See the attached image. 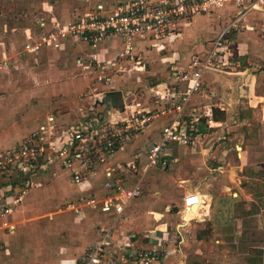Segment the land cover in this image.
I'll return each mask as SVG.
<instances>
[{
    "label": "crops",
    "instance_id": "0c3cea01",
    "mask_svg": "<svg viewBox=\"0 0 264 264\" xmlns=\"http://www.w3.org/2000/svg\"><path fill=\"white\" fill-rule=\"evenodd\" d=\"M127 1L131 0H119L118 3ZM76 2L71 14L64 21H60L55 15H46L49 14V11L52 13L53 6L48 4L47 9L43 4L42 17L39 18L43 19L44 26L35 24V30L24 29L26 41L39 40L45 34L44 32H50L66 24L71 15L86 7L78 0ZM91 4L93 6L101 4L106 10H111L117 3L114 5V3L92 1ZM234 15L235 8L226 5L212 15L195 16L189 22L182 23L180 31L175 35L155 43L154 47L148 41L137 39L133 51L134 61L131 63L118 61L117 54L122 45L115 38L108 39L95 49L76 39L69 38L62 41L57 49L43 48L37 53L23 51L27 56L32 57L35 63L45 53L44 51H53L57 53L58 58L63 60H66L65 57L74 56L75 63L72 65L73 70L71 71H80L83 76L73 83H60L59 86L64 97L56 101H84L89 102L90 107L85 108L82 105L74 115L49 112L38 119H36V112L40 110L34 108L30 118L23 122L21 129L18 128L14 133L0 137V152L25 141L30 135L37 132L40 126L47 125L51 117L57 126L64 129H73L77 125H83L94 132L122 118L124 110L131 103H139L143 108H155L156 105L150 96L151 92L177 84L182 87L183 84L175 80L174 75L188 68L189 62L193 58H204L219 33L226 29L225 48L229 43L234 50L230 55L236 59L244 58L248 65H244V59H238L235 64L232 63L234 66L227 72L207 70L203 74V88L195 93L188 106L200 117L193 145L174 149L168 168L162 170L165 172L171 169L166 185L164 182L167 180H146V175L152 169L141 174L143 171V167H141L138 175H128L126 186H138L140 196L125 208L122 216L116 218L113 214L102 213L99 203L107 193L100 187L97 179L93 178L81 185H74L64 169L55 170L48 167L47 164H38V169L27 168L29 171L16 181L14 178H0V210L10 206L16 198L20 199L18 205L21 203L7 217V222L14 228L13 232L3 229L0 225L3 233L8 232L12 235L17 230L18 207L24 206V203L22 204L24 198L30 200V198L36 199L39 195L44 196L39 191L31 189L40 188L42 181L53 178L51 188L46 190L47 194L53 193L54 198H58V201H62L64 205L74 204L75 198L78 196L94 198L98 205L83 206L80 210H68L69 212L61 209L52 220L45 219V216L41 220H37L40 217L37 219L35 217L36 221L31 224L34 229L31 231L33 236L29 238L34 243L29 245V248L34 251L30 258L42 256L46 264H75L90 245L97 240V229L100 226L112 224L114 225L115 248L128 244L171 253L165 257L163 264H264V9L251 13L244 20H240L228 29L229 24L233 22ZM92 53H96L100 61L104 63L114 62L116 65H120L123 67L122 73L109 78L108 83L99 82L95 73L83 68ZM2 54L3 58H6V52L3 51ZM78 61H81L82 66L78 64ZM135 61H138L140 66L135 65ZM3 62L7 63V60L4 59ZM63 73L62 68L57 72H52L54 76L63 75ZM90 75L93 77L87 78ZM56 78L52 79L49 76V81ZM225 81H227V86L224 85ZM97 85H100V88ZM51 89L50 84L45 85V89L41 91L43 92V94L41 93L42 98H38L39 101H43L40 104L45 105L48 101H54L51 97ZM87 89L88 95L92 96L88 100L74 98ZM208 89L211 90V100L206 103L207 106H202V110L198 106L206 102L204 98ZM116 94L122 96L120 107H115ZM38 95L39 92H34L30 96L37 97ZM238 95L245 98L244 101H248L244 103L253 114L256 113L255 117L252 118V121L242 118L241 129H239L240 127L236 129L239 134H229V131L235 130V128L228 129L227 137H225L224 131L219 130L217 134L223 135L221 139L224 140L226 138L228 141L239 140L238 145L240 146L234 145L235 150L241 160L246 157L247 161H240L236 165L234 176L229 174L233 172L231 167L227 169L218 166L217 168H220L221 172H227L221 179L216 177L204 179L202 176L205 173L199 172L192 166L197 164L198 159L193 156L185 158L183 153L186 149L194 151L198 139L203 135V128H220L226 124V121L229 120L226 117L229 108L236 109L240 104L237 102ZM16 98L18 103L29 100L20 94ZM213 98L217 99L212 100ZM227 99L229 101L226 105L230 106L229 108L223 106L224 103H219V101L225 102ZM205 109L207 110L205 111ZM159 120L161 123L157 124L156 121ZM169 120V117L164 116L154 121L131 144L118 150L111 163L117 165L132 163L137 152L148 148L153 141L158 139L161 127ZM139 156L144 159L142 153ZM190 171L194 173L195 178L201 174L200 179H197L195 183L194 177H190V179L185 177ZM180 183L184 185V193L188 190H195L207 199L209 216L193 221L192 224L180 229L177 242L146 239L148 236L161 238L163 233L167 235L166 231L170 235L181 222L178 211L182 208L184 194L181 200L179 199L181 202L170 196V189L177 186L178 188L182 187L183 185ZM43 192L46 194L45 191ZM145 192L151 198L159 196L165 203L164 210L140 211L138 205L140 202L138 203L137 200ZM172 205L178 209L177 214L170 212ZM150 215L154 216V223ZM31 216H35L34 213L23 212L21 214L22 219ZM195 216L194 211L189 219H193ZM163 217L166 223L160 224ZM144 232L149 233V235H145V244L141 243L139 239V236ZM42 240L45 242L42 243L43 252L40 253L36 246L39 247L37 241L42 242ZM4 247V251L0 252V264H3L4 254L10 251L9 248H12L10 240L4 241ZM2 249L0 242V250Z\"/></svg>",
    "mask_w": 264,
    "mask_h": 264
},
{
    "label": "built area",
    "instance_id": "2783aa9c",
    "mask_svg": "<svg viewBox=\"0 0 264 264\" xmlns=\"http://www.w3.org/2000/svg\"><path fill=\"white\" fill-rule=\"evenodd\" d=\"M78 1L86 5L83 10H77L66 24L45 33L39 40L25 43L23 51L37 53L43 48L57 49L62 41L69 38L95 49L108 39L115 38L122 45L117 54L118 61L131 63L137 39L148 41L154 47L155 43L180 31L182 23L195 16L212 15L226 5L235 8L233 22L228 29L246 15L264 9V0H131L117 3L111 10H106L101 4L93 6L92 0ZM36 22L44 26L43 19L38 18ZM226 35L227 29L219 33L204 58H193L188 68L174 75V79L183 84L182 87L177 84L151 92V99L156 105L153 109L131 103L122 118L94 132L83 125L64 129L57 126L52 117L49 118L47 125L40 126L25 141L0 152V178H14L16 181L29 171L27 168L38 169V164H47L55 170L64 169L74 185L95 178L107 193L99 203L102 213L113 214L116 218L122 216L125 208L140 196L138 186H126L127 176L138 175L141 167V174L150 169L166 170L175 148L193 145L200 117L188 106L195 93L203 88V74L207 70L221 71L232 65L225 57ZM78 64L82 66L81 61ZM135 65L139 62L135 61ZM83 68L95 73L102 83H108L109 78L123 71V67L114 62L100 61L96 53L91 54ZM164 116L170 120L161 127L158 139L137 152L132 163H111L118 150L127 147L150 124ZM141 153L144 159L139 156ZM19 201L16 198L10 206L0 210V225L9 232H13L14 228L7 222V217ZM182 201V208L178 211L181 222L172 234L166 231L167 235L163 233L161 238L148 236L146 239L177 242L180 229L209 216L207 199L197 191H186ZM95 205L98 202L94 198L78 196L75 203L67 205L66 209L77 211L83 206ZM194 211L196 216L189 219ZM97 235V240L75 264H163L165 257L171 254L128 244L115 248L112 224L100 226Z\"/></svg>",
    "mask_w": 264,
    "mask_h": 264
},
{
    "label": "rangeland",
    "instance_id": "374dc122",
    "mask_svg": "<svg viewBox=\"0 0 264 264\" xmlns=\"http://www.w3.org/2000/svg\"><path fill=\"white\" fill-rule=\"evenodd\" d=\"M92 1H100L104 3H118L119 0H92ZM43 4L47 8V5L53 6V11L46 15H55L60 21L66 20L68 15L71 14L72 9L76 6V0H0V137H4L6 135L14 133L18 128H22L23 122L30 118V114L32 113V109L38 108L40 111L36 112V119L41 118L46 113H64L74 115L77 113V110L82 105L85 108H89V102L84 101H56L64 97L63 92L60 89V83H73L74 81L81 78V72H72L73 70L71 67L75 63L74 56L65 57L63 60L58 58L56 55L57 53L53 51H44L40 58H38L37 63L34 62L32 57L27 56L23 52V46L27 43L24 35V29L32 28L35 30L37 24V19L42 17V6ZM48 9V8H47ZM251 14V13H250ZM248 14V15H250ZM246 15L245 17H247ZM244 17V18H245ZM241 19L242 20H244ZM240 22V21H239ZM247 24V23H245ZM32 30V31H33ZM241 30V29H240ZM244 32V30H241ZM46 33V32H44ZM241 42V41H239ZM226 44V43H225ZM6 52V58H3L2 52ZM233 48L227 44L225 49V57L229 59L231 63L235 64L238 59L244 58H234L230 54L233 53ZM204 56V55H203ZM231 56V57H230ZM202 57V56H201ZM7 60V65L4 64L3 60ZM244 65L246 61H243ZM234 65H230L229 67L223 68L221 71L227 72L232 68ZM67 67V68H66ZM60 68L63 69V75H55L52 72H57ZM263 68V67H262ZM261 68V69H262ZM264 69V68H263ZM50 73V75H49ZM49 76L53 78H57L55 80L49 81ZM93 76H89L87 78H92ZM90 81V80H89ZM92 81V79H91ZM50 84L52 86V93L51 97L54 101H48L45 105H42L43 101H39L42 98L43 89H45V85ZM101 84V83H99ZM225 86H227V81H225ZM100 88V85H97ZM210 91H206L205 103H201L199 108H203L202 106H207L206 103H209L211 100ZM34 92H39L37 97L30 96ZM42 93V94H41ZM18 94L24 95L27 97V101H17ZM91 95H88V89L84 92H81L74 96L75 99L78 100H88ZM217 97V96H216ZM228 97V96H227ZM39 98V99H38ZM217 98H213L212 100H216ZM245 98L238 95L237 102L240 103L238 108L231 109L227 107L228 99L225 102L219 101V103H224L223 106L229 108V111L226 113V117L229 118L226 121V124L220 128H203V135L198 139V142L194 148V151L190 149H186L183 153L185 158L187 157H196L198 159L197 164L192 165L196 170L199 172L205 173L203 174V178H222L225 173L221 172L219 167H226L229 169L232 168L233 172L229 173L231 176L235 175V167L240 161L246 162V157L244 160H241L238 157V152L235 150L234 145L240 146L239 140L228 141L226 138L221 139V134H217V132L224 131L225 137H227V131L229 128H235V130H230L229 134H239L238 129H241V125L243 123L242 118L251 119L255 117L256 113H252L250 108H248L247 104L244 102ZM254 101V98L252 99ZM243 103V104H241ZM22 110V111H21ZM203 110V109H202ZM207 109H205L206 111ZM257 111V110H256ZM202 113V112H201ZM157 124L161 123V121H156ZM240 123V125H238ZM27 126V125H26ZM226 126V127H225ZM251 129V126H249ZM243 129H246L243 127ZM223 134V133H222ZM192 153V154H190ZM176 154V153H175ZM190 154V155H189ZM191 166V167H192ZM171 174V169L168 171L163 172L162 170L154 171L150 170L149 173L146 175V180L155 179L158 181H165L164 184L166 185L169 181L168 175ZM201 174L196 176L192 171L188 172L185 177L188 179L194 177V183L197 179H200ZM228 176V174H227ZM54 179H47L42 181V186L40 188H33L32 191L36 190L39 193L43 194L44 196L39 195L35 198H30V200H25L24 198L22 204L24 203L23 207H18V218L16 217V227L17 230L14 231V234L5 232L0 229V242L2 243V250L4 251V241H9L12 244V248H9L10 251L4 254L5 257L3 259V264H46L45 259L40 256L39 258H30L32 253L34 252L33 249L29 248V245L33 242L32 239H29L31 236V231L34 229L32 228L31 224L36 221L38 217L41 220L44 216L47 220H52L56 214H59V211L62 209L65 212H69L66 208L67 206L63 204L62 201H58V198H54V194L50 193L47 194V189H50L52 182ZM171 184V183H169ZM182 184V183H180ZM183 185V184H182ZM184 185L180 188L173 187L170 189V196L172 199L181 200L182 195L184 194ZM31 191V192H32ZM46 194H44V192ZM147 192V191H146ZM142 194V196L137 200L140 206V211H147L149 209H154L158 211H163V205L165 204L164 201L158 196L151 198L147 193ZM53 194V195H52ZM26 197V196H25ZM28 197V196H27ZM179 200V201H180ZM181 202V201H180ZM181 204V203H180ZM21 205V203L19 204ZM18 205V206H19ZM135 209V208H134ZM178 211L177 208H174L172 205L170 207V212L175 213ZM23 212L27 213H34L35 216L28 217L26 219H22L21 214ZM157 212V211H155ZM163 213V212H162ZM27 217V216H26ZM36 217V219H35ZM153 223H154V216L150 215ZM160 224H165V218L163 217L162 220L159 222ZM192 224V223H191ZM173 227V225H170ZM154 229V228H153ZM164 229V227H161ZM148 232H144L139 236L141 243H146L145 235H149ZM48 238V237H47ZM46 238V241H47ZM43 242L37 241L36 246L41 252H43ZM34 244V243H32ZM43 255V253H42Z\"/></svg>",
    "mask_w": 264,
    "mask_h": 264
},
{
    "label": "water",
    "instance_id": "95a60500",
    "mask_svg": "<svg viewBox=\"0 0 264 264\" xmlns=\"http://www.w3.org/2000/svg\"><path fill=\"white\" fill-rule=\"evenodd\" d=\"M115 107H120L121 106V101H122V96L120 94L115 95Z\"/></svg>",
    "mask_w": 264,
    "mask_h": 264
}]
</instances>
